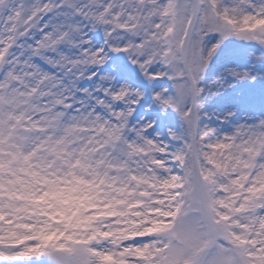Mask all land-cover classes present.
I'll return each instance as SVG.
<instances>
[{"label": "snow or ice", "instance_id": "1", "mask_svg": "<svg viewBox=\"0 0 264 264\" xmlns=\"http://www.w3.org/2000/svg\"><path fill=\"white\" fill-rule=\"evenodd\" d=\"M0 264H264V0H0Z\"/></svg>", "mask_w": 264, "mask_h": 264}]
</instances>
